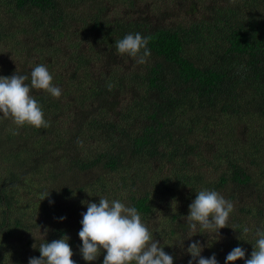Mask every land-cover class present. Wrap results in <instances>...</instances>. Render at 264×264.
Masks as SVG:
<instances>
[{
  "label": "trees",
  "instance_id": "1",
  "mask_svg": "<svg viewBox=\"0 0 264 264\" xmlns=\"http://www.w3.org/2000/svg\"><path fill=\"white\" fill-rule=\"evenodd\" d=\"M136 33L151 37L145 64L115 47ZM0 48L14 62L3 77L42 64L62 89L32 90L48 128L0 113V264L64 236L89 264L78 233L100 198L135 207L174 264H189L192 241L218 264L237 246L251 257L264 230V0H0ZM204 189L233 204L229 228L197 225L188 241Z\"/></svg>",
  "mask_w": 264,
  "mask_h": 264
},
{
  "label": "clouds",
  "instance_id": "2",
  "mask_svg": "<svg viewBox=\"0 0 264 264\" xmlns=\"http://www.w3.org/2000/svg\"><path fill=\"white\" fill-rule=\"evenodd\" d=\"M151 37L139 33L128 34L116 41L115 47L120 54H127L139 64H145L151 56L148 43ZM30 79V84L27 83ZM43 90L59 99L62 89L53 84V76L45 65L35 66L29 75L0 77V113L11 118L17 126H32L37 129L50 127L44 118L41 105L31 94L32 90ZM49 197V196H48ZM47 197V198H48ZM190 214L185 217L188 228L196 232H215L229 228L233 204L215 190H201L189 206ZM82 228L78 235L82 241L80 254L89 264L96 261L102 252L103 264H174V258L164 251L160 242L153 239L148 227L135 207H128L119 200L109 202L100 198L99 203H87L86 213H82ZM66 219L62 217L61 220ZM248 227L243 233H249ZM257 240L251 257L245 259L242 247L233 248L226 256V264L244 260V264H264V230L256 231ZM199 241H192L187 252L191 256L189 264H218L216 256L204 257ZM40 258H29L28 264H75L74 253L69 237L42 243L39 247Z\"/></svg>",
  "mask_w": 264,
  "mask_h": 264
},
{
  "label": "rangeland",
  "instance_id": "3",
  "mask_svg": "<svg viewBox=\"0 0 264 264\" xmlns=\"http://www.w3.org/2000/svg\"><path fill=\"white\" fill-rule=\"evenodd\" d=\"M174 15V17L170 20L171 21V23H178V22H180V20H183V15H175V14H173ZM2 51H5L6 52V49H3V48H0ZM5 52H3V53H1L0 54V72H3L5 69H8L9 68V66H10V64H11V62H13V61H11V59L6 55V53ZM13 64H14V62H13ZM12 64V65H13ZM35 66H38V65H35ZM35 66H33L32 68H31V70L35 67ZM0 77H3L2 76V74H0ZM9 120V119H8ZM12 127H17V125L13 122V124H12ZM9 128V127H8ZM263 168H264V166H263ZM210 170V169H209ZM250 170V172L252 173V175H254L256 172H257V169H249ZM214 172H220V170H214ZM214 176H216L215 174H213ZM36 185H38V182H36ZM197 231V230H196ZM197 232H190L188 235H186V237H185V239L186 240H188L189 241V237L190 238H192L193 237V234H196Z\"/></svg>",
  "mask_w": 264,
  "mask_h": 264
}]
</instances>
